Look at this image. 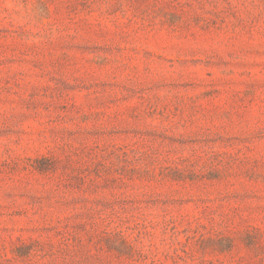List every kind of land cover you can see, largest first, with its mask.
Returning <instances> with one entry per match:
<instances>
[{"label":"rangeland","instance_id":"obj_1","mask_svg":"<svg viewBox=\"0 0 264 264\" xmlns=\"http://www.w3.org/2000/svg\"><path fill=\"white\" fill-rule=\"evenodd\" d=\"M0 264H264V0H0Z\"/></svg>","mask_w":264,"mask_h":264}]
</instances>
